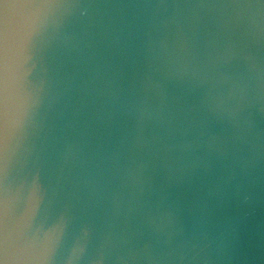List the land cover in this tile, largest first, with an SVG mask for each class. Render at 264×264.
Segmentation results:
<instances>
[{"label": "water", "instance_id": "obj_1", "mask_svg": "<svg viewBox=\"0 0 264 264\" xmlns=\"http://www.w3.org/2000/svg\"><path fill=\"white\" fill-rule=\"evenodd\" d=\"M21 16L0 227L47 264H264V0H0Z\"/></svg>", "mask_w": 264, "mask_h": 264}, {"label": "snow or ice", "instance_id": "obj_2", "mask_svg": "<svg viewBox=\"0 0 264 264\" xmlns=\"http://www.w3.org/2000/svg\"><path fill=\"white\" fill-rule=\"evenodd\" d=\"M21 18L23 16L0 20V139L9 132L13 116L14 98L7 75L17 43L18 24ZM29 252L33 253L32 257H28ZM9 253L13 258L4 259L2 264H47L39 258L35 241L23 233L10 236L3 227H0V257H6Z\"/></svg>", "mask_w": 264, "mask_h": 264}]
</instances>
